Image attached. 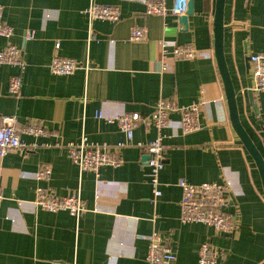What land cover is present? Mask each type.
I'll return each mask as SVG.
<instances>
[{
    "label": "crops",
    "instance_id": "crops-1",
    "mask_svg": "<svg viewBox=\"0 0 264 264\" xmlns=\"http://www.w3.org/2000/svg\"><path fill=\"white\" fill-rule=\"evenodd\" d=\"M172 7L176 0H165ZM217 0H194L184 29L179 15L148 14L145 0H0L3 20L13 26L0 36V51L16 46L24 60L0 64V123L14 116L18 127L33 123L47 134H23L26 145L0 157L4 200L0 217V264H149V236L157 232L176 254L175 264H199L200 246L211 242L222 253L219 264H264V186L259 168L234 129L215 55ZM91 2L117 5L121 18L90 21ZM146 26L144 40H132L134 27ZM35 35L27 39V33ZM91 31V35H90ZM160 40L190 44L192 59L162 56ZM60 47H56V43ZM264 52V0H225L224 54L234 83L241 123L264 157V94L252 91L251 54ZM55 55L77 60L70 75L54 74ZM88 66V67H87ZM165 66V68H163ZM21 74L18 95L9 92ZM160 98L178 106L201 103L202 128L184 133L181 114H171L162 130L165 166L156 195L147 146L155 128L140 126L133 141L116 122L123 112L149 114ZM101 113L100 116L98 114ZM85 135L94 144L126 142L118 166L97 173L81 171L69 146ZM51 166L48 179L38 172ZM227 186V211L234 234H220L204 223L181 220L179 180ZM39 187L60 197L80 192L87 210L79 222L67 210L38 208Z\"/></svg>",
    "mask_w": 264,
    "mask_h": 264
},
{
    "label": "built area",
    "instance_id": "built-area-1",
    "mask_svg": "<svg viewBox=\"0 0 264 264\" xmlns=\"http://www.w3.org/2000/svg\"><path fill=\"white\" fill-rule=\"evenodd\" d=\"M146 12L148 14L166 16L168 14H184L188 8V0H176L172 7H168L165 0H145ZM89 20H109L116 22L121 18V8L117 5L99 4L91 2L83 10ZM14 32L13 26L6 24L3 20V5L0 4V36L10 37ZM34 31L27 33V39L33 38ZM91 35V31H90ZM148 36L146 26L134 27L130 33L132 40H144ZM163 59L171 52L173 58L192 59L196 55L195 48L190 44H177L169 50V42L160 40ZM60 47V43H56ZM24 60L19 49L9 45L0 51V64L19 65L24 69ZM88 67V66H87ZM80 68L77 60L71 57L55 55L51 61L50 69L54 74L70 75ZM165 68V66L163 67ZM250 70L252 75L251 90L256 94H264V52L254 53L250 56ZM22 75H13L9 83V92L18 95L21 89ZM201 103H194L190 106H178L172 98H160L153 110L146 115L140 112H123L108 120L116 122L119 128L125 133L127 141H133L135 131L140 126L146 129L155 128L157 136L146 144L139 142V146H147L149 154L148 165L152 172V183L156 195L161 194L159 188V173L165 166V145L163 142L162 130L171 123V114H181V127L184 133H191L202 128L200 122ZM101 113L98 114L100 116ZM42 136L47 131L39 124L33 123L29 126L18 127L14 116H4L0 123V157L8 152L22 148L26 143L22 139L23 134ZM126 142L120 141L113 147L94 144L87 136L83 135L79 142L69 146V157L78 165L81 171L97 173L102 166H118L123 162L120 153ZM52 174L51 166H47L38 172V177L48 179ZM183 190L181 199V220L183 222H199L212 226L217 233L231 235L237 230L235 217L227 211L228 197L227 186L218 182H202L193 184L185 178L179 180ZM3 188L0 177V217L2 202L4 200ZM38 208L48 211H69L79 222L87 210L86 204L77 191L75 194L60 197L47 187H39L34 200ZM150 244L147 254L149 264H175L176 254L173 248L162 241L157 232L149 236ZM221 251L211 242H203L200 246L199 264H219ZM53 264H60L53 262Z\"/></svg>",
    "mask_w": 264,
    "mask_h": 264
},
{
    "label": "water",
    "instance_id": "water-1",
    "mask_svg": "<svg viewBox=\"0 0 264 264\" xmlns=\"http://www.w3.org/2000/svg\"><path fill=\"white\" fill-rule=\"evenodd\" d=\"M224 7L225 0L216 1L215 11V55L220 69L221 78L224 84L227 102L229 106L230 119L234 129L241 138L242 142L254 158L262 178L264 186V157L253 142L252 138L241 123L239 116L238 103L234 83L227 65L224 54ZM194 14V0H188V8L184 14L179 15L181 25L186 29L188 27V19ZM250 60V57H249ZM249 98L253 101L252 90L249 91Z\"/></svg>",
    "mask_w": 264,
    "mask_h": 264
}]
</instances>
